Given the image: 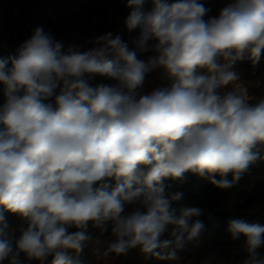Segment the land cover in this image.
Listing matches in <instances>:
<instances>
[{
	"label": "clouds",
	"instance_id": "1",
	"mask_svg": "<svg viewBox=\"0 0 264 264\" xmlns=\"http://www.w3.org/2000/svg\"><path fill=\"white\" fill-rule=\"evenodd\" d=\"M144 3L127 0L126 29L139 30L131 49L109 32L92 36L90 50H64L37 27L15 56L0 59V206L27 225L0 239V264H24L21 254L83 264L69 250L83 251L90 223L111 225L116 255L139 248L146 260H177L206 226L203 209L179 205L183 193L166 181L193 173L228 189L264 158V99L249 106L244 95L221 92L237 80L236 61L259 62L264 0H235L207 21L198 0H153L147 13ZM147 52L154 55L139 58ZM157 70L168 83L142 91ZM95 75L115 83L93 86ZM6 228L0 213V234ZM227 231L243 238L247 264H264V225L230 219Z\"/></svg>",
	"mask_w": 264,
	"mask_h": 264
},
{
	"label": "trees",
	"instance_id": "2",
	"mask_svg": "<svg viewBox=\"0 0 264 264\" xmlns=\"http://www.w3.org/2000/svg\"><path fill=\"white\" fill-rule=\"evenodd\" d=\"M162 2L172 4L177 0ZM233 2L235 0H198V3L209 9L205 15V18L209 19L218 18L220 11ZM154 6L153 0H145L142 10L145 13L150 12ZM131 10L127 6V0H59L50 12L40 0H0V59L6 60L15 56L20 45L31 37L37 27H42L60 42L73 34L77 39L89 40L93 36L88 30L92 24L91 17L96 22L98 34L105 35L110 32L105 27L109 13L115 12L122 17L124 23ZM138 31L137 29L128 32L124 23L122 40L128 42ZM151 55L154 53H150L143 60H147ZM262 57L264 49L260 59ZM252 66V60L246 57L236 61L234 69L244 75ZM90 81L94 86L115 83L114 80L101 75H95ZM167 83L160 70H157L146 75L142 91H151ZM56 92L59 93V88ZM50 102H54V98ZM4 103L3 85L0 84V107ZM2 127L0 125V128ZM261 156L264 157L263 151ZM215 178L220 179L219 175ZM103 182L114 184L112 178H105ZM100 183L97 182L96 186ZM166 183L171 185L170 191L183 193L179 205L203 209V215L198 219L206 226V231L199 241L187 243L184 249L178 252L177 260H160L156 257L146 260L139 248L131 249L126 255L109 252V244L115 239L111 233V225L107 231H102L91 223L87 229L91 239L85 242L83 251L77 256L74 251L69 250V255L74 259L78 258L83 264H247L249 256L244 250L243 238L233 241L227 231V224L230 219H243L249 223L264 225V158L253 164L238 184L228 189L214 186L208 176L200 177L193 173H185L183 182L169 180ZM0 213H3L7 220V228L0 234V239L18 237L21 230L27 226L26 221L19 215L6 211L3 206H0ZM77 230L71 228L69 231ZM258 251L261 258H264V248ZM20 259L24 264H40L36 260L27 261L23 254ZM52 259L49 256L44 264H51ZM4 264H8V261Z\"/></svg>",
	"mask_w": 264,
	"mask_h": 264
},
{
	"label": "rangeland",
	"instance_id": "3",
	"mask_svg": "<svg viewBox=\"0 0 264 264\" xmlns=\"http://www.w3.org/2000/svg\"><path fill=\"white\" fill-rule=\"evenodd\" d=\"M59 0H40L43 3L47 11H51L52 6L57 3ZM113 12V11H112ZM94 18V17H93ZM205 21L209 19V17H203ZM92 24L89 26V31L93 36L99 35L97 32V28L95 27V20L91 17ZM105 27L113 33V35H120L122 39V34L124 31V23L122 17L116 14L115 12L109 13L108 20L105 23ZM139 31L135 34V37L138 36ZM135 37L133 39H135ZM129 40L128 46L131 49L133 47L132 40ZM64 45V50H67L69 47H76L79 51L84 52L90 50L88 46V40L86 39H77L76 35L73 34L71 37L63 39L61 41ZM151 52L139 54L140 59H144L146 56L150 55ZM233 65V69L234 66ZM237 73V80L234 81L232 84H229L224 89H221L222 93H226L229 91H235L238 94L244 95L245 102L249 106H253L258 103L260 100L264 99V57H262L258 63L253 64L251 70L247 74H240ZM90 83L94 86L93 82ZM264 153V150H262ZM176 264V263H173Z\"/></svg>",
	"mask_w": 264,
	"mask_h": 264
},
{
	"label": "built area",
	"instance_id": "4",
	"mask_svg": "<svg viewBox=\"0 0 264 264\" xmlns=\"http://www.w3.org/2000/svg\"><path fill=\"white\" fill-rule=\"evenodd\" d=\"M96 38H97V37L93 38V39L90 41V45H91L92 48L96 46V45L93 44V41H94Z\"/></svg>",
	"mask_w": 264,
	"mask_h": 264
}]
</instances>
